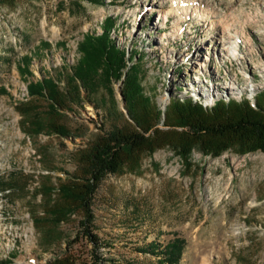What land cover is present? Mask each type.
<instances>
[{
  "label": "rangeland",
  "instance_id": "374dc122",
  "mask_svg": "<svg viewBox=\"0 0 264 264\" xmlns=\"http://www.w3.org/2000/svg\"><path fill=\"white\" fill-rule=\"evenodd\" d=\"M176 1L0 0V264H89L94 255L113 264H158L138 248L173 236L184 240L177 264L209 252L211 264H264L258 150L234 146L212 156L193 147L184 166L164 146L143 153L133 171L106 174L91 199L101 242L95 251L78 233V211L60 221L48 213L58 181L78 173L80 155L100 132L123 125L121 81L92 94L79 85V99L69 96L54 112L44 97L27 96L26 83L46 73L74 93L65 76L76 45L85 33H100L107 18L115 44L136 51L142 93L162 111L174 96L208 106L264 92V0H202L221 16L210 25L168 15ZM235 32L242 36L237 59L222 51ZM59 124L64 134L49 127ZM220 238L229 256L219 259Z\"/></svg>",
  "mask_w": 264,
  "mask_h": 264
},
{
  "label": "trees",
  "instance_id": "16d2710c",
  "mask_svg": "<svg viewBox=\"0 0 264 264\" xmlns=\"http://www.w3.org/2000/svg\"><path fill=\"white\" fill-rule=\"evenodd\" d=\"M111 28L113 21L107 18L100 33H85L77 43L78 57L65 76L66 85L74 93L60 89L58 81L46 73L26 83L27 96L44 97L48 100V109L54 112L65 107L79 85L86 94H92L98 87L106 89L111 81H121L126 115L123 125L100 132L78 158V173L67 174L58 181L54 190L56 198L48 209L54 221L78 211L81 215L77 222L78 233L94 251L101 242L93 233L91 199L106 174L121 172L125 166L133 171L138 168L143 153L164 146L172 148L184 166H189L193 147L212 156L234 146L240 153L256 150L264 153V92H256L251 100L219 97L208 106L190 96H174L162 111L142 93L136 51L116 45L110 36ZM76 98L79 99V95L76 94ZM32 124L37 123L32 121ZM49 127L58 134L66 131L61 124ZM183 246L184 240L173 236L162 245L148 242L138 251L156 257L158 264H177ZM102 262L113 264L97 255L89 264Z\"/></svg>",
  "mask_w": 264,
  "mask_h": 264
},
{
  "label": "bare ground",
  "instance_id": "6f19581e",
  "mask_svg": "<svg viewBox=\"0 0 264 264\" xmlns=\"http://www.w3.org/2000/svg\"><path fill=\"white\" fill-rule=\"evenodd\" d=\"M199 1L200 2H197V0H177L176 2H174L173 7L168 10V15L174 14L178 17L179 20L190 16L191 18L196 19L198 22H206V24L208 23V25L219 23V21H221V16L219 15V13L203 5L202 0ZM226 32H230V29L227 28ZM241 37V34L238 32H235L232 36H228V40L230 41L225 43L224 47L222 48V51L226 52L225 55L237 59V53L238 48L240 46L239 43L241 42ZM226 44L228 45L226 46ZM226 249L227 243H222L220 238L218 240V246L215 251L219 259L225 255L229 256L227 255ZM212 255L213 253L209 252V254L199 256L195 258V260L191 264H211Z\"/></svg>",
  "mask_w": 264,
  "mask_h": 264
}]
</instances>
